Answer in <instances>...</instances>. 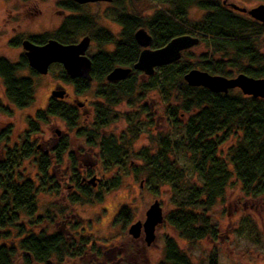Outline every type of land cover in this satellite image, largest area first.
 <instances>
[{
  "label": "trees",
  "instance_id": "trees-1",
  "mask_svg": "<svg viewBox=\"0 0 264 264\" xmlns=\"http://www.w3.org/2000/svg\"><path fill=\"white\" fill-rule=\"evenodd\" d=\"M89 4L78 5L70 0H57L58 13L68 12L56 29L39 35L14 36L8 45L21 47L22 40L43 45L53 39L69 45L88 37L97 50L88 56L91 62V81L69 78L62 67L56 69L55 79L71 86L73 95L91 94L92 121L80 126L79 110L62 98L49 97L45 107L27 118V131L11 146L6 147L0 160V241H7L15 231L16 243L0 244V264H67L91 252L101 256L100 250L87 236L70 239L61 232L47 234L33 228L47 218L38 214V195L59 191L53 173H57L66 159L69 180L73 190L66 195L72 205L99 202L101 192L81 183L74 158L68 153L69 139L62 136L47 152L39 151L30 141L40 126L51 119H59L69 131H74L85 146L98 149L99 162L107 172L129 169L134 177H143L152 188L167 186L173 208L165 221L186 243L193 245L209 238L218 241L219 233L210 224L207 213L221 201L232 179H236L246 196L264 199V99L242 95L237 90L217 94L201 87H189L183 75L190 69H199L210 75L233 77L228 68H236L237 74L251 78H264V25L243 14H237L221 2L209 0H111L104 10L119 32H112L99 25L98 13L84 12ZM191 7L204 11L201 20H187ZM144 29L151 37V48L163 47L172 38L188 34L205 43L208 53L199 56V62L180 65L179 61L157 68L146 81L141 73L132 69L141 51L134 40V33ZM261 40V41H260ZM219 55L220 59L214 60ZM115 67L132 69L127 77L117 82H107L106 76ZM26 72V73H25ZM38 75L31 70L23 53L16 62L0 57V79L6 101L15 109L31 107L35 100V83ZM150 92H157L166 103L165 119L175 132L151 135L149 147L133 150L132 145L144 132L139 117L150 119L149 106L144 103ZM125 103L133 113L119 115L114 108ZM2 112L11 109L0 103ZM120 116L126 121V129L119 135L105 134L106 127ZM181 116H186L185 122ZM10 129L0 134V141H9ZM231 137L235 144L225 154L220 146ZM185 157L189 170L179 166L170 156ZM23 161H30L35 168L34 178H23L19 171ZM138 162V163H137ZM137 163V164H135ZM66 167V166H65ZM90 174V172H88ZM87 174V175H88ZM195 175L197 184L189 182ZM120 182V175L102 182L106 192ZM155 191V190H154ZM60 210V209H59ZM132 215L128 207H120L112 221L113 226H126ZM101 245L106 241H100ZM162 260L159 264H192L170 237L162 242ZM208 264H217L216 250L208 256Z\"/></svg>",
  "mask_w": 264,
  "mask_h": 264
},
{
  "label": "rangeland",
  "instance_id": "rangeland-1",
  "mask_svg": "<svg viewBox=\"0 0 264 264\" xmlns=\"http://www.w3.org/2000/svg\"><path fill=\"white\" fill-rule=\"evenodd\" d=\"M57 0H0V57L16 62L20 54L23 53L21 47H11L9 40L14 36L26 37L28 35H39L51 32L58 27L63 17L68 12L58 13L55 7ZM221 2V0H209ZM232 4L246 9H251L259 4H264V0H229ZM109 3H95L84 7V12L98 13L99 25L116 35L119 28L110 21L108 15H104V10ZM230 9V8H229ZM232 10V9H231ZM234 11V10H232ZM237 14L239 12L234 11ZM205 14L198 8L191 7L188 10L187 20L195 23L201 20ZM244 16H247L244 13ZM261 41V40H260ZM111 47L97 48L89 44L86 52L91 56L97 50H109ZM260 52H264V47L260 45ZM208 53L205 43H199L182 53L180 65L194 64L199 62V56ZM220 59L219 55L214 56V60ZM198 69V68H197ZM199 70V69H198ZM232 76L237 75L236 68H228ZM56 69L50 67L46 75H38L34 79L35 100L31 107L23 110L13 108L4 97V89L0 79V103L8 107L10 112H2L0 109V134L9 127V141H0V160L3 158L7 146L18 143V140L27 131V118H32L35 111L45 107L51 92L55 87L61 88L67 93L66 101L78 108L80 115V126H87L92 121V103L96 102L91 94L76 97L73 95L71 86L63 84L55 79ZM26 73V72H25ZM145 82L146 76H139ZM238 89H234V91ZM144 103L149 106L150 119L147 116L139 117L144 132L132 145L133 150L142 147H149L151 152L155 151V144L150 143L148 132L151 135L158 133L175 136V132L169 127L165 119L166 103L159 97L157 92H150ZM114 110L122 114L133 113L125 103H120ZM184 123L186 116H181ZM126 121L120 118L105 128V134L119 135L126 129ZM67 136L69 139L68 153L74 158L77 172L82 178L89 179L95 176L97 179L94 193L101 192V200L88 204L72 205L66 200L73 190V185L69 180V169L64 159L60 169L53 173L59 191L43 192L38 195V214H44L48 209V216L39 225L33 228L34 231L43 230L47 234L61 232L70 239H78L79 236H87L91 242L100 250L101 256L98 258L93 253L88 252L82 258L70 261L67 264H159L162 260V242L165 237L172 238L178 247L187 256L192 264H208V256L216 250L217 264H264V199L263 197L246 196L240 188L236 179H232L221 201L207 213L210 224L215 226L219 233L216 242L206 238L190 245L178 237V234L167 225L165 216L173 210L170 204V190L167 186H158L152 189L143 177H134L129 169H113L105 172L99 162L98 149L85 146L82 139H78L74 131H69L64 123L59 119H51L49 123L41 125L37 134L30 137V141L37 146L39 151L47 152L56 144L57 139ZM237 138L231 137L220 146V151L225 154L228 147L235 144ZM179 166L189 170L190 166L185 157L170 156ZM138 163V162H137ZM135 163V164H137ZM66 166V167H65ZM19 171L23 178H34L35 168L30 161H23ZM90 172V174H88ZM88 174V175H87ZM120 175L118 186L109 191L102 189V182ZM189 182L197 184V177H188ZM155 190V191H154ZM157 201L161 207L163 221L157 226L154 232L155 239L147 247L144 242V235L141 233L136 240L128 235L127 230L131 224L143 222L145 213L150 205ZM126 206L130 209L132 218L126 226L115 225L112 221L117 210ZM60 209V210H59ZM106 242L101 245L100 241ZM15 231L9 240L0 241L10 245L16 243ZM16 264H19L17 262Z\"/></svg>",
  "mask_w": 264,
  "mask_h": 264
},
{
  "label": "water",
  "instance_id": "water-1",
  "mask_svg": "<svg viewBox=\"0 0 264 264\" xmlns=\"http://www.w3.org/2000/svg\"><path fill=\"white\" fill-rule=\"evenodd\" d=\"M78 5L110 3L111 0H70ZM224 4V1H222ZM229 8L239 13H244L253 21L264 25V4H259L251 9L239 7L230 3ZM136 44L141 51L132 69L149 77L154 71L163 66L170 65L180 60L184 51L196 46L199 38L188 34L172 38L163 47L152 49L151 37L144 29H138L134 35ZM90 44L88 37L82 38L75 44L64 45L53 39H49L43 45H35L28 40H22L20 46L26 58L28 67L37 75H46L52 65L58 64L65 74L71 78H79L90 82L91 62L86 52ZM130 68L115 67L106 76L107 82H117L125 79L131 72ZM183 81L189 87L205 88L212 93L227 94L228 91L238 89L244 96L254 99H264V78H251L244 74H237L227 78L220 75H210L207 72L190 69L183 75ZM64 91L55 87L51 97L62 98ZM80 107V105H78ZM81 183L95 187L97 179L95 176L89 179L81 178ZM163 221L162 211L159 203L154 201L145 213V220L131 224L127 230L129 236L136 240L141 233L144 242L149 247L155 239V229Z\"/></svg>",
  "mask_w": 264,
  "mask_h": 264
},
{
  "label": "flooded vegetation",
  "instance_id": "flooded-vegetation-1",
  "mask_svg": "<svg viewBox=\"0 0 264 264\" xmlns=\"http://www.w3.org/2000/svg\"><path fill=\"white\" fill-rule=\"evenodd\" d=\"M222 1H224V4H222ZM231 2L229 1V0H221V4L223 5V6H225V7H227V8H229V4H230ZM62 90V89H61ZM81 107V106H80ZM76 108H79V106H78V104H76Z\"/></svg>",
  "mask_w": 264,
  "mask_h": 264
}]
</instances>
